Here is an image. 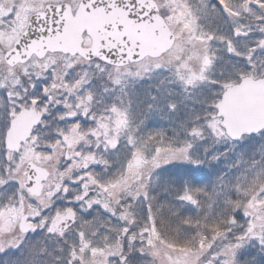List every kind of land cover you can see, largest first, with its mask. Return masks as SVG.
I'll list each match as a JSON object with an SVG mask.
<instances>
[{
    "label": "snow or ice",
    "instance_id": "obj_1",
    "mask_svg": "<svg viewBox=\"0 0 264 264\" xmlns=\"http://www.w3.org/2000/svg\"><path fill=\"white\" fill-rule=\"evenodd\" d=\"M0 264H264V0H0Z\"/></svg>",
    "mask_w": 264,
    "mask_h": 264
}]
</instances>
